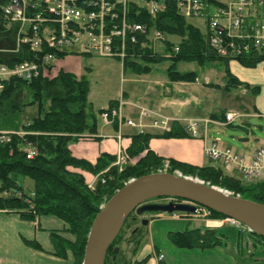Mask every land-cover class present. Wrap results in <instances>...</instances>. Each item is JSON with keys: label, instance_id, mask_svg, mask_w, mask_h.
Returning <instances> with one entry per match:
<instances>
[{"label": "trees", "instance_id": "obj_1", "mask_svg": "<svg viewBox=\"0 0 264 264\" xmlns=\"http://www.w3.org/2000/svg\"><path fill=\"white\" fill-rule=\"evenodd\" d=\"M157 2L164 6L155 16L141 7L137 0H129L128 12L131 21L146 24L149 30H157L167 36L165 49L154 53L149 45L135 46L134 56L128 57L123 69H130L136 75L151 73V66L170 62L167 77L170 82H195V72H182L181 63L224 62L227 67L229 60L218 56L209 46L207 34L189 22L182 15L177 5L171 0H142ZM215 1V0H211ZM17 27L9 25L0 11V47H15ZM172 38H177L173 41ZM148 41V39L141 40ZM179 50L176 51L175 48ZM165 54L169 57L166 59ZM11 58L13 63L32 60L33 56L22 47L18 53L3 55ZM62 56L60 59H64ZM246 67H255L264 61V56L238 59ZM230 88L242 87L247 92L257 94L258 87L243 83L226 68ZM215 86V85H209ZM89 82L86 78H78L74 73L60 70L54 78L39 77L29 81L13 79L0 97V112L16 113L27 106H37L38 116L21 129L27 133L23 138L13 136L10 144L0 143V211L19 214L23 220L37 222L45 217L56 218L64 224V229L51 230L54 247L53 255L65 259L71 253L75 264H82L87 238L95 217L101 207L130 180L163 171L165 162H169V173L179 171L184 176L197 177L206 184L227 190L234 195L264 204V177L255 182H247L243 178L227 173L222 167L211 164L195 166L176 159H166L151 149L153 139H187L192 138L181 123L172 124L168 133L144 132L129 136L130 145L125 148L129 164L123 171L112 166L116 155L102 153L95 163L75 157L69 150V143L81 140H99L97 137L98 116L104 109L95 110L89 101ZM21 98V99H20ZM27 98V100H23ZM28 102V103H27ZM118 107V100L109 103L108 109ZM212 118L223 120L224 114H212ZM83 135H90L86 138ZM32 145L37 148V156L27 159L24 149ZM80 172H78V171ZM92 177L99 175L95 190L88 187L84 173ZM19 174L33 181L34 197H30L14 179ZM8 191L7 196L1 195ZM18 193H22L19 197ZM137 219L134 221L132 217ZM213 219H224V215L212 213ZM139 223L138 216L132 214L110 246L105 264H144L135 261L139 249L146 240V227H135ZM141 223V222H140ZM126 229H130L129 238H125ZM143 230V236H141ZM66 234L70 238L64 237ZM170 241L181 248H199L202 250L221 246L227 237L215 229H193L183 233H170ZM35 249L42 247L35 242L26 241ZM132 246L131 257L124 256L122 244ZM239 244L260 248L264 258V238L254 233L239 234ZM119 252L114 260V250ZM249 256L253 257L254 254ZM259 260V258H258Z\"/></svg>", "mask_w": 264, "mask_h": 264}, {"label": "built area", "instance_id": "obj_2", "mask_svg": "<svg viewBox=\"0 0 264 264\" xmlns=\"http://www.w3.org/2000/svg\"><path fill=\"white\" fill-rule=\"evenodd\" d=\"M155 16L164 6L157 2L137 0ZM180 13L187 18H204L206 34L210 48L221 58L246 59L257 55L264 56V0H171ZM129 0H0V11L9 25L17 27L15 47H0V97L13 79L32 80L39 77L51 78L55 72V62L62 56L95 55L101 58L117 59L122 63L135 54L137 45L147 46L156 52L157 45L167 36L157 30H149L146 24L130 20ZM148 41H142L144 39ZM24 47L32 60L13 63L3 55L18 53ZM176 51L179 49L176 47ZM125 106H133L119 100L118 108L105 110L101 120L105 125L124 126L137 129L140 133L147 129L170 132L173 119L154 114L144 108L140 110L137 121L124 116ZM152 122L145 121L152 118ZM237 113H227L225 122L189 120L184 129L191 136L205 139V155L222 164L229 172L241 173L251 182L264 173V147L256 149L252 156L237 153L229 147H222L220 140L208 141L210 125L227 126L241 118ZM13 136H22L20 132H1L0 143L10 144ZM27 159L37 155L35 147L26 150ZM128 163L127 156L121 150L114 166L120 171ZM93 188V186H89ZM4 192L3 196H7ZM21 197L22 193H18ZM210 210L197 207L195 218L209 219ZM173 218H181L174 214ZM225 222L241 226L233 219ZM252 232L251 229H248ZM161 259L163 256L160 257Z\"/></svg>", "mask_w": 264, "mask_h": 264}, {"label": "rangeland", "instance_id": "obj_3", "mask_svg": "<svg viewBox=\"0 0 264 264\" xmlns=\"http://www.w3.org/2000/svg\"><path fill=\"white\" fill-rule=\"evenodd\" d=\"M189 22L198 27L203 32H206V22L204 18H190ZM172 39L173 41H175L177 38ZM164 49L165 44L159 43L157 46V52H162ZM168 57L169 55L165 54V58L167 59ZM169 66L170 62L168 61L152 65V73H149L150 75L147 76V78L158 80L160 82L169 81L167 77V69ZM178 67L182 72H195L197 74V80L195 82L188 83L181 82L187 84L184 86L174 87L173 94L171 96L163 98H160L159 95V93L161 92L159 90H163V85H159L157 86V89H159L158 93H152L147 99L148 102L140 101V103L146 105L149 108L163 107L166 110L164 111L166 112V115L161 114L160 116L168 117L169 113L179 111L183 116L186 117L185 119L181 120L183 122L189 120H197L189 118L203 119L202 117L206 115L210 117L214 113L218 116L226 114L228 112H234L243 116L246 115L245 117L239 118L236 122H234L232 126L229 127L210 126L209 139H219L222 142V146H228L238 152H245L246 148L250 149L251 146L257 144L260 141L264 143V118L249 116V114L254 113L255 105L264 109V98L262 97V99L259 100L257 99V95L249 91L246 92V90H244L242 87L230 88L229 90H226V86L228 84V76L226 75L225 70L227 67L224 65V62H206L204 65H200L198 63H181ZM60 70L74 73L78 78L84 77L87 79L90 88L89 101L95 110L105 108L111 101L117 100L124 90L128 91V89H131L132 84H130L129 80L133 77L136 78L132 70L127 69L126 71H124L122 64L116 59L101 58L95 55L85 56L83 55V52H81L80 55L67 56L64 59L56 61L54 77L58 75ZM211 84L215 86H209ZM23 100L26 101L27 98H24ZM165 101H167L169 105H162V103ZM173 102L178 104H174ZM181 102L187 104L182 105ZM126 108L124 109V111L127 110ZM37 116V106H27L24 110L16 113L3 114L0 112V133L6 131L20 132L22 135L20 136V138H23L25 135H27V133L24 132L23 129H21L22 126L26 125ZM150 119L146 120V122L148 123ZM98 121L100 129L99 133L101 129H103V135H105V137H103L102 140L99 141L81 140L80 142H70L69 150L71 151L72 155H74L75 157H82L83 155L87 154V156L89 157L87 161L94 160L99 150H102V152L103 150H105L107 141H116L114 139L107 138V136H116V131L112 128L113 125L104 127V124L101 121L100 117L98 118ZM85 137L91 138L90 135H85ZM165 140H167L166 142H168V139ZM182 140H190V138ZM125 141L126 140H124L122 144L124 146L126 145ZM201 144L202 143L200 141H196L193 144L191 142L188 147L194 148L195 151H200ZM161 146L162 152H164L165 154H170L166 156H180L178 154L179 149H177V147L171 146V144L169 143H163ZM26 149L27 146L24 150ZM181 149L183 150L182 147ZM183 151L185 152V150ZM203 164L204 166L208 165L206 164V162ZM216 165L220 164H218L217 162ZM169 166V162H165L163 171H168ZM126 167L127 163L125 164L123 169H125ZM84 175L86 177L87 183L89 182L88 187L90 185L93 186L92 189H89L95 190L99 175L93 177L88 173H84ZM12 177L19 185L23 186L27 194L32 192L33 181L30 178L23 177L19 174H13ZM130 181H128L127 183H129ZM127 183H125V185ZM4 192L8 191L4 190ZM4 192H2L1 195H3ZM150 215L151 214H145L139 216V223L134 224L135 227L137 226L140 228L147 226L146 235L149 224L144 226L140 222L142 218L147 219L150 222ZM193 220L194 222L204 224L206 227H210L207 229H214L221 223V220L217 219L193 218ZM238 232V229L232 226H226L223 229V233L228 235V237L230 238L231 244L228 242L230 245H233V243L237 242ZM130 233L131 230L126 229V239L129 238ZM141 236H143V230ZM122 247L124 250V256L129 259L132 258V246L123 243ZM143 248L144 245H142L141 250ZM242 249H244V252L246 254L260 250V248H253L252 246L246 245H243Z\"/></svg>", "mask_w": 264, "mask_h": 264}, {"label": "crops", "instance_id": "obj_4", "mask_svg": "<svg viewBox=\"0 0 264 264\" xmlns=\"http://www.w3.org/2000/svg\"><path fill=\"white\" fill-rule=\"evenodd\" d=\"M227 68H233L230 70V72L243 83L259 88V92L255 94L257 95V99L261 100L262 97L264 98V96H262L264 95V61L257 64L255 67H246L240 61L236 60L229 61ZM149 75L150 74H135L136 78L133 77L129 80L130 84H132L131 89H128V91L124 90L120 96L123 95V97L129 103L137 105L141 108H146L155 114L166 115V112H164L166 110L163 107L149 108L146 105L141 104L140 101L148 102L147 99L152 93H158L159 89H157V86L159 85H163V90H159L161 91L159 93L160 98H163L171 96L173 94L174 87L184 86L187 83H175L169 81L160 82L158 80L147 78ZM173 103L178 104L175 102ZM187 103H182V105ZM162 105L166 106L169 104L167 101H165L162 103ZM107 107L108 106L105 108ZM126 109L127 110L124 111L126 116L130 118H137L139 109L134 107H127ZM168 115V117L175 119V121H181L186 118L179 111L169 113ZM249 116L264 118V109L255 105L254 113L249 114ZM202 118L207 119L209 117L206 115ZM189 119L203 120L200 118ZM112 128L117 131L116 126H113ZM99 130L100 129L98 128L97 136L100 138H98L99 140H102L105 135H103V129H101L100 133ZM133 133H136V130L129 127H124V137L122 141H119L116 136H107V138L114 139L116 141H107L105 150H103V152L102 150H99L96 158L89 161L91 163H95L101 153H110L112 155H116L121 146L127 148L130 145L131 139L129 136ZM124 140H126L125 146L122 145ZM166 141L167 140L165 139L161 140V138L153 139L150 143L151 149L166 159H176L178 161L199 167L204 166L203 163L205 162L206 164H211L213 166L217 164L210 161L206 157L204 151L205 142H203L202 139H169L168 142ZM196 141H200L202 143V149L200 147L201 152L197 149V151H195L194 148L188 147L191 142L193 144ZM163 143H169L171 146L177 147V149H179L178 154L180 156H166L170 154H165L162 152L161 145ZM259 146H264V143L260 141L257 144L251 146L250 149L246 148L245 152L240 153L250 156ZM181 147L183 150H185V152L181 149ZM78 158L87 160L89 157L87 154H85ZM235 176L242 178V176L239 174H236ZM150 217L151 219L147 229L146 240L143 244L144 248L142 250L141 248L139 249V254L137 253L136 257L134 258L135 261L141 262L146 260L144 264H264V258L262 257L260 259L262 254L260 250L249 254L244 252V249H242L239 244V235L237 242L233 243V245H230V238L228 235L223 233V229L226 226H229L227 224H219L214 228L219 234H223L227 237V239H224L222 242L223 244L214 248L202 250L199 248L177 247L170 241L169 235L170 233H183L187 230H193L197 228L205 230L210 227H206L204 224L194 222L193 219L186 217L173 218L169 214H151ZM62 229H64V224L56 218H42L40 219L38 225L37 222L23 220L19 214L0 211V264H75L74 257L71 253H69L65 259L58 258L53 255L54 247L50 231H60ZM62 235L64 237L70 238L66 234ZM26 241L38 243L42 247V250L33 248L32 246L28 245ZM250 254H254V256L251 257L249 256ZM160 256H163L164 258L160 260Z\"/></svg>", "mask_w": 264, "mask_h": 264}, {"label": "water", "instance_id": "obj_5", "mask_svg": "<svg viewBox=\"0 0 264 264\" xmlns=\"http://www.w3.org/2000/svg\"><path fill=\"white\" fill-rule=\"evenodd\" d=\"M162 198H173L197 204L237 220L264 238V204L236 196L224 189L211 186L199 178L180 173L157 172L142 176L119 189L102 207L91 226L82 264H105L107 252L133 212L189 213L196 211L190 203H151ZM149 224L144 219L142 225ZM119 249L114 250V260Z\"/></svg>", "mask_w": 264, "mask_h": 264}, {"label": "flooded vegetation", "instance_id": "obj_6", "mask_svg": "<svg viewBox=\"0 0 264 264\" xmlns=\"http://www.w3.org/2000/svg\"><path fill=\"white\" fill-rule=\"evenodd\" d=\"M153 203H163L164 200L163 199H157L155 201H152ZM132 219L135 221L137 219V217L133 216Z\"/></svg>", "mask_w": 264, "mask_h": 264}]
</instances>
